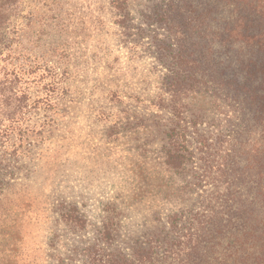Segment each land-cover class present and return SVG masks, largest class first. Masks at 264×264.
Wrapping results in <instances>:
<instances>
[{"label": "rangeland", "instance_id": "1", "mask_svg": "<svg viewBox=\"0 0 264 264\" xmlns=\"http://www.w3.org/2000/svg\"><path fill=\"white\" fill-rule=\"evenodd\" d=\"M161 1L126 0L127 28L113 0H25L11 9L0 36V264H89L105 223L114 234L105 250L129 256L170 232L171 217L202 212L219 192L205 264H264L263 49L255 99L241 91L239 113L208 95L185 98L212 138L178 169L165 133L167 37L141 29ZM212 4L196 5L222 29L230 9ZM224 163L235 178L226 170L201 182L205 168Z\"/></svg>", "mask_w": 264, "mask_h": 264}, {"label": "trees", "instance_id": "2", "mask_svg": "<svg viewBox=\"0 0 264 264\" xmlns=\"http://www.w3.org/2000/svg\"><path fill=\"white\" fill-rule=\"evenodd\" d=\"M209 1L215 6H218V2L225 3L230 9L226 25L222 29H214L207 20L205 11L200 5H196L202 0L196 3L193 0H162L160 10L154 15H147L146 26L141 27L142 30L154 32L153 37H167L160 39V48L164 51L163 62L168 67L165 75V92L169 97L166 99L169 98L170 101L169 125L165 133L172 145L171 157L181 162L178 169L182 168V162L195 159L198 151L207 152L211 145L209 140L212 138L200 127L202 121L199 113L188 111L185 98L192 93L208 95L217 105L232 106L233 110L229 112L239 113L241 108L238 104L243 101L240 99L241 91L250 101L255 99L257 52L263 49L264 54V0ZM22 2L25 0H0V36L3 26L10 20V15L12 16L11 9L20 6ZM124 3L126 0H113L114 8L117 10V22L127 28L130 27L127 25L130 18ZM155 25L158 30L153 29ZM6 39V37L0 38V47ZM216 47H223L228 51L235 50V52L232 56L227 53L223 55ZM230 64L237 67L233 73L225 70ZM116 95L117 93L113 91L111 98ZM226 129L229 130L228 135H230L232 129L229 125ZM214 167L213 164L201 172V182L209 181V178L213 182L217 181L218 171L226 177V170H229L231 174L234 173L233 178L237 173L233 167L224 168L225 163L220 169ZM196 169L198 170L199 167L197 166ZM262 174L259 199L264 205V173ZM218 185L214 184L216 188ZM222 198L223 195L219 192L218 195H213L202 212H193L191 216L182 213L171 217L170 232H159L145 241L144 248L143 245L135 247L129 256L105 250L106 246L112 244L114 237L113 230L105 223L101 235L103 247L94 254L89 264H152L153 262L173 264L176 260L178 264H205L210 240L207 229L220 223ZM186 219L188 226L179 224L180 220ZM261 222L263 227L264 220L262 219Z\"/></svg>", "mask_w": 264, "mask_h": 264}]
</instances>
